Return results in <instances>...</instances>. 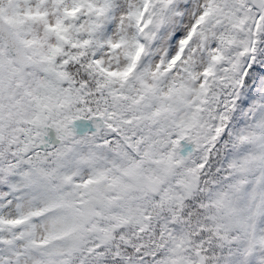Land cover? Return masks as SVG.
I'll return each mask as SVG.
<instances>
[{"label": "rangeland", "instance_id": "374dc122", "mask_svg": "<svg viewBox=\"0 0 264 264\" xmlns=\"http://www.w3.org/2000/svg\"><path fill=\"white\" fill-rule=\"evenodd\" d=\"M7 11L13 22L30 24L24 44L36 65L22 72L0 43V224L8 226L0 264H82L128 223L143 229L146 214L163 225L160 250L167 252L146 264L197 262L189 242L207 251L206 240L187 237L169 212L202 190L197 173L213 157L223 108L239 97L264 102V91L228 96L249 69L241 54L252 47L258 20L249 0H17ZM77 12L86 18L77 30L81 43L94 39L96 62L116 76L111 107L97 126L64 108L62 68L75 57L49 61L62 46L59 18L69 16L71 41ZM213 83L226 96L212 94ZM154 87L158 94L145 99ZM242 118L237 130L255 139L240 155L241 181L213 197L204 221L239 233L242 253L226 264H264V106ZM47 126L59 144L50 177L23 161L46 148ZM154 179L167 204L152 215L145 183Z\"/></svg>", "mask_w": 264, "mask_h": 264}, {"label": "trees", "instance_id": "16d2710c", "mask_svg": "<svg viewBox=\"0 0 264 264\" xmlns=\"http://www.w3.org/2000/svg\"><path fill=\"white\" fill-rule=\"evenodd\" d=\"M17 0H0V13L3 17L11 22L14 27L17 29V34L19 37L24 40V31L26 32L30 28L29 23H25L20 25V23L13 22L8 15L7 9L13 5ZM78 25L75 27L78 30L80 22L77 21ZM65 34L64 25L61 26V30L58 33V38L62 41L61 49L53 55H50V60L57 65H60L63 61L67 59L69 56H74L75 60L73 62H69L65 68H62L63 75L69 79L71 84L76 86L86 85L88 87V91L92 94H95L96 97L93 104L85 105L76 100H71L67 107L70 108L73 115H80L82 117H87L90 113L93 114H102L105 110L110 106L108 103L110 101V94H112V89L114 86V74L109 73L107 70L103 68L102 65L95 62V53L97 49V45H94L93 42L87 41L83 45L79 46L78 39H74L73 41H69ZM258 69V71H257ZM252 75L257 78L264 77V71L261 69V65H258V68L251 71ZM135 77L134 73L132 75V79ZM249 84H257L256 79H251ZM154 92V91H152ZM102 93V95H99ZM86 100H90L87 98ZM97 102V103H96ZM245 106V107H244ZM247 107V104L243 100L234 101L232 107L230 108V112L228 115L227 122L228 127L222 128V130L218 134L217 144L215 150L212 154H214V159L211 160V164L208 166L209 175L207 177V182L205 184V190L208 193L211 192H220L222 187L227 190L236 187V185L241 181L239 169L240 166V151L236 149L238 148V143L240 142V137L237 134V131L232 127V123L237 121L235 117V112L239 113L241 110ZM99 112L96 113V111ZM106 114V113H104ZM252 137V136H251ZM255 138L252 139L246 138L245 143H249L252 146V142ZM48 155L46 151L39 152L35 155V158H39L42 160L40 156ZM49 156L44 157V164L46 166L44 174L48 177L50 164ZM27 161H31L33 159H24ZM41 172V171H40ZM42 173V172H41ZM249 172L246 173V184H249ZM242 189V187H241ZM228 193V192H227ZM184 211L180 210L176 214H179L180 223L185 226L186 229L190 228L192 225L198 234H203L205 231L209 233V230H213V225L210 223L204 222V217L200 218V203L198 200L187 201L184 206ZM8 228L4 223L0 224V246L3 244V234L4 231ZM221 232V231H220ZM213 259H211V263H213ZM210 263V264H211Z\"/></svg>", "mask_w": 264, "mask_h": 264}, {"label": "water", "instance_id": "95a60500", "mask_svg": "<svg viewBox=\"0 0 264 264\" xmlns=\"http://www.w3.org/2000/svg\"><path fill=\"white\" fill-rule=\"evenodd\" d=\"M252 5L258 9L261 19L256 30V41L252 51L246 50L243 54L245 60L251 59V64L254 65L257 57V52L260 46V37L263 33L264 27V0H251ZM0 41L3 42L4 47L8 50L10 56L17 66L23 70L32 68L35 64L34 60L28 55L27 50L19 41L16 33L11 25H9L0 15ZM252 56V58H251ZM50 130L48 129V133ZM52 142L51 138H48ZM147 189L151 192H157L159 185L154 182H149ZM202 264V261L200 262Z\"/></svg>", "mask_w": 264, "mask_h": 264}]
</instances>
